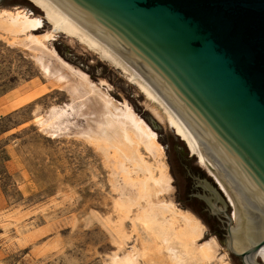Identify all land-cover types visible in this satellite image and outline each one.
I'll list each match as a JSON object with an SVG mask.
<instances>
[{
	"label": "rangeland",
	"instance_id": "1",
	"mask_svg": "<svg viewBox=\"0 0 264 264\" xmlns=\"http://www.w3.org/2000/svg\"><path fill=\"white\" fill-rule=\"evenodd\" d=\"M0 11L38 18L41 24L30 34L43 36L52 30L44 12L30 0H4ZM52 36L45 44L54 58L106 92L113 104L130 106L154 132L159 152L140 147L139 153L153 176L165 171L170 178L159 200L189 213V203L200 204L188 195L205 189L212 200H217L213 190L220 195L218 207L228 204L209 168L199 164L168 126L162 107L93 50L62 33ZM19 39L0 31V264H177L160 244L146 240L141 226L130 219L134 212L122 223L118 217L121 186L130 182L135 192L147 172L133 173L128 163L119 171L114 150L101 153L96 143L85 139L95 129L71 111L66 86L52 85L56 81L42 68V53L22 46ZM50 58L43 61L47 67L48 59L54 60ZM193 183L197 187L192 190ZM227 206L232 213L233 207ZM193 215L202 225L197 245L216 242L211 260L204 264H240L228 252L225 238L214 236ZM205 218L214 226L208 215ZM121 224L123 229L117 227Z\"/></svg>",
	"mask_w": 264,
	"mask_h": 264
},
{
	"label": "water",
	"instance_id": "2",
	"mask_svg": "<svg viewBox=\"0 0 264 264\" xmlns=\"http://www.w3.org/2000/svg\"><path fill=\"white\" fill-rule=\"evenodd\" d=\"M48 1L175 115L233 202L235 221L215 190L217 200L199 195L224 213L228 252L254 264L264 251V0Z\"/></svg>",
	"mask_w": 264,
	"mask_h": 264
},
{
	"label": "bare ground",
	"instance_id": "3",
	"mask_svg": "<svg viewBox=\"0 0 264 264\" xmlns=\"http://www.w3.org/2000/svg\"><path fill=\"white\" fill-rule=\"evenodd\" d=\"M30 1L44 12L45 18L52 27L51 32L47 31L46 35H39L41 37L30 34L29 31L37 28L41 21L38 18H30L29 15L27 16L23 12L11 13L8 11L0 13V31L12 39L20 37L18 41L22 46L38 49L42 53L41 66L47 72L46 74L56 81L55 83L52 82V85L67 87L65 89H68L66 91L69 92L71 103H73L71 107L73 110L71 111L78 114V117L82 116L90 130L95 129L88 135H86V132L85 139L96 143L101 153L105 154L109 149L114 150L117 160H120L117 163L119 166H116L119 171L124 169L122 168L124 163H128L131 165L133 173L145 171L148 174L147 177L145 176L138 181L135 192L130 189L131 186L128 185L130 182H125L128 184L121 186L122 200L118 201L117 204L120 223L124 221L123 219L130 218V213L134 212V215L130 218L132 223L139 224L147 238L146 240L154 244H160L162 249L168 253V257L172 258V261L174 260L177 264L207 263L215 252L216 242L212 239L197 245V238L201 235L202 225L192 213L186 211H182L184 212L182 213L171 204L172 202L167 203L159 200V194L168 189L170 178L165 171L164 173L163 171L160 172L158 177L153 176L151 168L139 153L140 147L149 153L159 152L161 147L155 141L154 132L132 111L130 106L127 104L122 106L113 104L106 92H101L100 88H96L85 76L58 60V57L54 58L56 55L47 49L45 40L50 39L49 37L54 32L56 34L62 33L70 40L82 43L86 46V49L93 50L102 59L120 69L148 99L162 107L168 126L175 129V132L186 142L189 152L199 159L200 165H204L194 140L162 100L148 85L136 77L117 55L75 24L50 1ZM46 57L54 58L53 62L56 61L57 63L54 64L50 61V58L47 67L45 65L47 62ZM209 171L214 176L221 192L227 197L228 202L233 205L231 197L222 183L210 169ZM167 216L169 217L167 218ZM232 216L235 221V209L232 210ZM117 227L123 229L122 224ZM233 235V248L235 251L241 252L237 244L236 228ZM255 257L264 263V251L258 250ZM130 264H133V262L131 261Z\"/></svg>",
	"mask_w": 264,
	"mask_h": 264
},
{
	"label": "flooded vegetation",
	"instance_id": "4",
	"mask_svg": "<svg viewBox=\"0 0 264 264\" xmlns=\"http://www.w3.org/2000/svg\"><path fill=\"white\" fill-rule=\"evenodd\" d=\"M4 2V0H2L1 4ZM0 4V5H1ZM153 126V125H152ZM154 129H158L159 126L158 125H154L153 127ZM171 129L173 130L174 134L177 135L178 137H180L176 132H175V129L171 127ZM180 139L184 142L186 148L188 149L189 151V148L186 144V142L180 137ZM191 153V152H190ZM192 154V153H191ZM195 156V155H194ZM196 157V156H195ZM194 181V180H193ZM196 182V180H195ZM217 183V182H216ZM196 184L193 183L192 184V190L193 188L196 189ZM197 192H199L197 195H194V194H189L188 195V199L191 200V199H195L199 202L200 205H198V207H194L192 206L190 203L188 204V208L190 210V212H192L193 214H195L196 216L200 217L204 222L205 224L211 229V232L213 233L214 236H216L217 238H219L221 240L222 237L225 238L226 240V218H225V215L224 213H216V214H213L210 210V208L208 207V205L206 204L205 200L203 198H201V194L200 193H203V195H205L206 197H208L209 199L212 200V198H210L209 196H207L205 194L206 190L205 189H197ZM222 193V192H221ZM223 194V193H222ZM200 195V196H199ZM223 197H225L223 195ZM226 199V198H225ZM228 203V202H227ZM229 204V203H228ZM227 204V205H228ZM228 207V206H227ZM227 213L229 214V210L228 208L226 209ZM205 215H208L209 218L212 220L211 222L214 223V226L212 225V223H210L209 220H207L205 218ZM222 231V232H221ZM233 257L237 258L239 260V263L242 264V261H241V258L239 256H235L233 254H231ZM255 259H257L255 257ZM254 264H264L263 262H261L259 260V262H257L255 260V263Z\"/></svg>",
	"mask_w": 264,
	"mask_h": 264
}]
</instances>
